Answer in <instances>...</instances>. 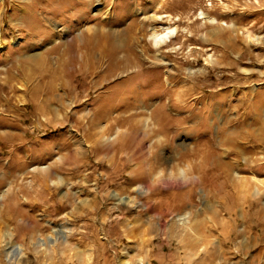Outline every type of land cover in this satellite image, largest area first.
Segmentation results:
<instances>
[{
	"label": "rangeland",
	"instance_id": "1",
	"mask_svg": "<svg viewBox=\"0 0 264 264\" xmlns=\"http://www.w3.org/2000/svg\"><path fill=\"white\" fill-rule=\"evenodd\" d=\"M263 39L264 0H0V264H264Z\"/></svg>",
	"mask_w": 264,
	"mask_h": 264
},
{
	"label": "bare ground",
	"instance_id": "2",
	"mask_svg": "<svg viewBox=\"0 0 264 264\" xmlns=\"http://www.w3.org/2000/svg\"><path fill=\"white\" fill-rule=\"evenodd\" d=\"M102 6V5H101ZM206 16V15H205ZM158 17L159 16H153V18H157L158 19ZM175 31H176V29L175 28H171V29H168L167 31H164V32H158V30L156 29V30H154L153 31V33H152V38L154 39V41L157 43V44H159V42H161V41H163L164 39H168V37L170 36L171 37V33H175ZM263 41H264V39H263ZM18 45V44H17ZM0 49H2V48H0ZM127 61V60H126ZM156 63H157V61H156ZM159 63V62H158ZM168 80V79H167ZM168 82H169V80H168ZM261 102H263V101H261ZM261 105L260 106H262L263 104L262 103H260ZM235 115V114H234ZM122 264H127V262L124 260L123 262H122Z\"/></svg>",
	"mask_w": 264,
	"mask_h": 264
},
{
	"label": "crops",
	"instance_id": "3",
	"mask_svg": "<svg viewBox=\"0 0 264 264\" xmlns=\"http://www.w3.org/2000/svg\"><path fill=\"white\" fill-rule=\"evenodd\" d=\"M257 113V112H256ZM247 115H249V116H251V115H253V117H255V119L251 122V123H255V122H257L258 120V117H257V114H255V112L253 111V112H251V113H246ZM245 126L247 125V124H244ZM249 125H254V124H249ZM254 149V148H253ZM253 149H252V151H253Z\"/></svg>",
	"mask_w": 264,
	"mask_h": 264
}]
</instances>
